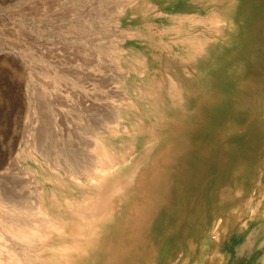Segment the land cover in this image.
I'll list each match as a JSON object with an SVG mask.
<instances>
[{
    "label": "rangeland",
    "instance_id": "rangeland-1",
    "mask_svg": "<svg viewBox=\"0 0 264 264\" xmlns=\"http://www.w3.org/2000/svg\"><path fill=\"white\" fill-rule=\"evenodd\" d=\"M132 1L0 0V195L32 206L38 189L49 191L33 153L86 159L130 97L152 100L155 137L126 187L108 190L114 217L102 244L90 242L99 251L89 254L95 264H195L212 236L201 224L223 164V134L246 121L255 147L263 137L261 126L249 128L263 123L264 0H241V34L226 44L213 76L206 69L212 58L202 72L193 69L175 55L170 41L179 35L164 27L170 18L162 11L198 4L145 0L154 7L142 11L143 0ZM189 22L179 33L220 37ZM175 82L196 99L190 107L172 100ZM244 219L218 244L219 264H264V209ZM68 245L61 242L60 257Z\"/></svg>",
    "mask_w": 264,
    "mask_h": 264
},
{
    "label": "bare ground",
    "instance_id": "bare-ground-1",
    "mask_svg": "<svg viewBox=\"0 0 264 264\" xmlns=\"http://www.w3.org/2000/svg\"><path fill=\"white\" fill-rule=\"evenodd\" d=\"M203 4L204 16L199 14L201 11L186 9L177 13L173 23L167 24L166 28L179 35L170 41L177 47L175 55L198 72H202L204 60L212 58V65L206 69L213 76L225 57L226 44L238 41L243 28V7L241 0H204ZM153 7L152 2L145 0L140 6L142 11ZM186 21L192 22H189L192 28L201 24L210 31L208 35L213 33L220 37L203 38L196 29L179 33ZM207 80L205 83H210V78ZM173 85V101L186 107L196 102L194 97L184 95L181 84L175 82ZM261 100L264 108V97ZM239 101L241 104V99ZM245 102L246 99L242 103ZM156 113L158 110L152 100L130 97L112 120L113 126L95 135L94 140L91 137V145L86 144L85 147L89 146L87 152H90L88 158L76 157V160L67 152L64 153L66 160L62 162L59 157L52 160L43 153H33L34 161L45 173L44 183L49 191L38 189L37 201L28 207L21 205L24 201L18 204L7 194L0 195V264H95L97 259L93 260L89 253L96 245L90 242L102 244L114 217V200H109L108 190L126 187L132 171L140 168L147 147L155 137L150 125L152 114ZM258 115L263 123L254 122L249 129L256 131L261 126L264 132V109ZM247 123L235 125L223 134V164L219 175L210 183L201 224L210 227L212 236L203 240L195 264H219L218 244L236 227L246 225L245 212L253 210L256 215L264 209L261 177L264 172V133L255 147L256 137L246 138ZM87 127L86 133H92ZM255 185H258L257 197ZM205 228H200L201 235L205 234ZM65 241H69L65 248L67 255L60 257L62 249L59 246ZM56 242L60 245L54 248Z\"/></svg>",
    "mask_w": 264,
    "mask_h": 264
},
{
    "label": "crops",
    "instance_id": "crops-1",
    "mask_svg": "<svg viewBox=\"0 0 264 264\" xmlns=\"http://www.w3.org/2000/svg\"><path fill=\"white\" fill-rule=\"evenodd\" d=\"M203 2H204V0H192V3L198 4V7L196 9H190V8H188V11L189 10H192V11L193 10L201 11L202 10V7L201 6L204 5ZM170 6L172 7L171 4H170ZM162 12H163L162 13L163 16L164 15H167L170 18V21L169 22H166V24L164 25V27H167V24H169V23L172 24L173 23L172 22L173 21L172 18H174L177 13H182L183 11H179V12L176 13V12H172L171 10H164Z\"/></svg>",
    "mask_w": 264,
    "mask_h": 264
}]
</instances>
